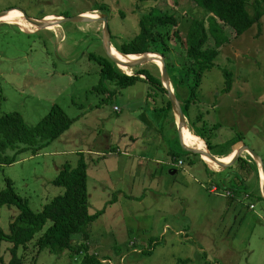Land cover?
<instances>
[{
    "label": "rangeland",
    "instance_id": "374dc122",
    "mask_svg": "<svg viewBox=\"0 0 264 264\" xmlns=\"http://www.w3.org/2000/svg\"><path fill=\"white\" fill-rule=\"evenodd\" d=\"M11 10L13 16L21 18L23 12L34 19L105 15L115 46L140 32L143 16H174L179 24L161 29L173 49L167 56L179 66L186 59L189 27L210 18L191 0H0V14ZM36 30L0 24V116L19 113L27 127H34L57 105L75 122L37 154L29 151L12 165L1 164L0 193L10 180L32 210L41 212L65 194L53 185L59 171L67 163L76 167L84 154L90 213L105 214L92 225L90 239L74 237L76 247L87 244L90 253L115 264H264L262 180L250 155L243 154L248 165L235 164L211 178L198 157L182 146L174 111L167 108L168 95L161 89L138 80L129 87L105 82L107 93L96 91L102 66L90 55L109 58L103 22ZM231 36L215 66L204 73L188 126L213 154L240 144L264 161V19ZM123 64L129 74L145 68L161 77L153 62L133 68ZM224 69L233 73L229 93L224 91ZM174 89L186 103L187 89ZM180 157L185 165L177 167ZM212 185L232 198L210 194ZM18 213L15 207H1L0 229L9 232ZM42 232L19 249L22 264H84L86 251L38 252ZM10 247L2 242L0 264H9Z\"/></svg>",
    "mask_w": 264,
    "mask_h": 264
},
{
    "label": "trees",
    "instance_id": "16d2710c",
    "mask_svg": "<svg viewBox=\"0 0 264 264\" xmlns=\"http://www.w3.org/2000/svg\"><path fill=\"white\" fill-rule=\"evenodd\" d=\"M191 2L195 7L208 12L210 18L207 23L194 21L189 27L186 37V59L180 66L176 61L168 58L167 53H173V49L169 37H166L161 29L168 25L177 26L179 21L174 16L158 17L152 13L143 16L139 21L140 32L131 40L116 46L123 54H141L150 51L165 56L174 87L177 89L181 86L187 89L188 97L186 103H183V109L188 121L189 111L198 99L204 73L215 66L214 60L221 48L230 43L231 33L234 31L236 36H239L254 23H260L264 19V0H191ZM227 27L232 31L229 32ZM179 33L180 31L177 30L176 34L180 35ZM90 59H96L102 66L101 83L95 88L98 92L102 89L107 93V89L102 88L105 82H117L121 87H129L138 80H144L167 95L161 77L154 76L145 68L138 69L136 74L128 75L107 56L100 57L92 53ZM153 64L159 69L156 63ZM223 73L226 78L224 91L229 93L233 88V73L227 69H224ZM140 74L145 75V78L140 77ZM167 108L173 111L169 98ZM74 122L75 120L57 105L53 106L50 114L34 127H27L19 113L1 115L0 165H12L16 162L17 156L29 151L37 154L70 130ZM193 133L204 140L200 134ZM206 146L211 152V146L208 143ZM191 155L197 156L206 166L211 177H214L215 173L207 168L199 155ZM249 159L252 161V158ZM237 163L241 167L248 165L243 157ZM88 168L84 154L81 155L76 167L69 163L62 167L53 185L65 189V194L54 198L38 213L32 210L28 201L15 192L12 181L6 180V187L0 193V208L15 207L19 213L10 223L9 232L0 229V261L3 260L1 244L7 241L11 243L12 254L9 264H22V256L18 254L19 249H26L35 234L42 232L45 226L51 223L49 228L37 238L38 252L44 248H50L55 253L66 250L86 251L84 264H109L104 262L107 258H100L97 254L90 253L89 245L82 244L77 247L74 245V237L77 235H84L86 239H90L92 225L105 214V210L95 214L90 213Z\"/></svg>",
    "mask_w": 264,
    "mask_h": 264
},
{
    "label": "water",
    "instance_id": "95a60500",
    "mask_svg": "<svg viewBox=\"0 0 264 264\" xmlns=\"http://www.w3.org/2000/svg\"><path fill=\"white\" fill-rule=\"evenodd\" d=\"M11 11H14V10H11ZM11 11L1 13L0 17L6 16ZM21 13L24 15L25 19L28 22H31V23L36 24V25H40V24H37V23H40L42 21V19H34V18L29 17V16H26V14H24L23 12H21ZM66 22H75V23L103 22V25H104V46H105L106 53L109 56V58L112 61H114L118 66L122 63V61L119 60L118 58H116L111 52L114 44H113V40H112V31H111V28H110L109 17H107L105 15H101L100 18H83V17L67 18V17H58V20H56V22L53 23V26L54 25L60 26L62 23H66ZM148 53L157 54L158 56H161V58L163 60L162 68L159 69V71H161V81H162L163 88H165V90L167 91L168 98H169V100L172 103L173 111H174V114H175L176 122H177L179 133H180V138H181L182 131L184 130L186 124L188 125V119H187L186 114L184 112L183 104L180 101V99L178 98V96L176 95L175 91H171L169 89V87L166 85V83H168V82L170 83V81H172L171 80V76H170V72H169V68H168V64H167V60H166V58H165V56L163 54L158 53V52H150V51H148V52L141 53L140 55H145V54H148ZM124 55H129V54H124ZM148 62H150V61L146 60V58H143V59L135 60L133 62H129L128 65H129L130 68H133V67L142 66L143 64L148 63ZM129 75H131V74H129ZM140 77L145 78V75L140 74ZM181 142H182V146L184 147V149H186V146L184 145V143L182 141V138H181ZM186 152L190 153V154L199 155L201 160H203L202 155H207L215 163H217L220 168H223V169L234 166L237 163V161L241 157H243V154L246 153V154L250 155V157L252 158V160L255 163V165H257V167H258V163H260V167H262V168L259 169V167H258V169L262 170V172L264 174V161L262 160V158H260L257 154L253 153L252 150L249 149L245 145H242L236 151L235 160L233 162L229 163V164H225V163L221 162L215 155H213L208 150V148H207V150L205 152L195 151V150H190V152H189L187 149H186ZM263 197H264V189H263Z\"/></svg>",
    "mask_w": 264,
    "mask_h": 264
},
{
    "label": "bare ground",
    "instance_id": "6f19581e",
    "mask_svg": "<svg viewBox=\"0 0 264 264\" xmlns=\"http://www.w3.org/2000/svg\"><path fill=\"white\" fill-rule=\"evenodd\" d=\"M13 11L9 12L6 16H2L0 17V24H10V25H15V26H19L21 27V29H23L26 32H35L37 31L36 29H44V28H50V29H54L56 28V25L53 26V23L56 22V20H58V17H49L46 19H42V21L40 23V25H36L33 24L31 22H28L27 20L21 19L17 16H13ZM23 18L24 15L22 14ZM83 18H100V15H88L85 16ZM112 54L118 58L119 60L122 61V63L120 64L122 67H124V72L126 71L127 73L130 72L129 70H127L126 66L123 63H126L128 65L129 62H133L135 60H139V59H143L146 58V60H149L150 62H154L157 63V65L159 66V69L162 68L163 65V60L161 58V56H158L157 54H153V53H148L145 55H140V54H129V55H124L123 53H121L118 48L114 45L112 50H111ZM129 66V65H128ZM120 68V67H119ZM166 85L169 87V89L171 91H174V85L173 82L170 81V83H166ZM181 138L182 141L184 143V145L186 146V149L190 152V150H195V151H201V152H205L207 150L206 144L204 142V140L198 136H196L192 130H190L189 126L186 124L184 130L182 131L181 134ZM187 140H189V142H193L196 146L191 145L187 142ZM241 146H239L240 148ZM203 161L207 164V166L209 168H211L212 170H219L220 167L217 163H215L210 157H208L207 155H202ZM218 158V157H217ZM236 158V152H232L231 154H228L227 156L218 158L221 162L225 163V164H229L231 162H233ZM215 164V165H214ZM258 167L259 169L262 168L260 167V163H258ZM260 171V177H262V187L264 189V174L262 172V170Z\"/></svg>",
    "mask_w": 264,
    "mask_h": 264
},
{
    "label": "crops",
    "instance_id": "0c3cea01",
    "mask_svg": "<svg viewBox=\"0 0 264 264\" xmlns=\"http://www.w3.org/2000/svg\"><path fill=\"white\" fill-rule=\"evenodd\" d=\"M87 15H90V14H87ZM87 15H85V16H87ZM84 16V17H85ZM120 66V65H119ZM121 67V66H120ZM122 68V67H121ZM174 120L176 121V118H175V115H174ZM176 125H177V122H176ZM177 127H178V125H177ZM193 131V130H192ZM194 132V131H193ZM133 139V138H132ZM187 142L189 143V144H191V145H194V146H196L193 142H189V140H187ZM206 144V143H205ZM239 146H241L240 144H238V145H234L233 147H232V149L230 150V151H228L227 153H216V154H213V155H215L216 157H218V158H221V157H224V156H227L228 154H231L232 152H236L238 149H239ZM134 147V146H133ZM136 147V146H135ZM134 147V148H135ZM133 148V151L135 150ZM131 151H132V147H131ZM244 158V157H243ZM245 159V158H244ZM180 161H183V160H179L178 161V163L176 164L177 165V167H179L180 165H179V162ZM203 161V160H202ZM204 162V161H203ZM185 163V162H184ZM205 163V162H204ZM206 164V163H205ZM238 163H236V165H237ZM185 165V164H184ZM204 165V164H203ZM207 165V164H206ZM205 166V165H204ZM181 167V166H180ZM205 168H206V166H205ZM207 168L210 170V171H212V172H214V173H222L225 169H227V168H225V169H223V168H220L219 170H212L211 168H209L208 166H207ZM228 168H230V167H228ZM258 168V167H257ZM207 170V169H206ZM258 171H259V169H258ZM209 173V172H208ZM259 173H260V171H259ZM212 178V177H211ZM260 180H262V177H260ZM212 186H214V185H212ZM211 186V187H212ZM260 193L261 194H263V187L262 188H260ZM230 193V192H229ZM231 194V193H230ZM225 195V194H224ZM221 198H232V196L231 197H221Z\"/></svg>",
    "mask_w": 264,
    "mask_h": 264
},
{
    "label": "built area",
    "instance_id": "2783aa9c",
    "mask_svg": "<svg viewBox=\"0 0 264 264\" xmlns=\"http://www.w3.org/2000/svg\"><path fill=\"white\" fill-rule=\"evenodd\" d=\"M116 110H119V109L116 108ZM184 164H185L184 161L179 162L180 166H184ZM209 192L210 194L218 196V197H231L232 196L229 192L225 193V195L220 193V189L217 188L215 185L210 188ZM104 262H108L109 264H115L113 261H110V260L108 261L104 260Z\"/></svg>",
    "mask_w": 264,
    "mask_h": 264
},
{
    "label": "flooded vegetation",
    "instance_id": "af4514ba",
    "mask_svg": "<svg viewBox=\"0 0 264 264\" xmlns=\"http://www.w3.org/2000/svg\"><path fill=\"white\" fill-rule=\"evenodd\" d=\"M19 16H21V15H19ZM22 18H23V16H21ZM24 20H26L25 18H23Z\"/></svg>",
    "mask_w": 264,
    "mask_h": 264
}]
</instances>
